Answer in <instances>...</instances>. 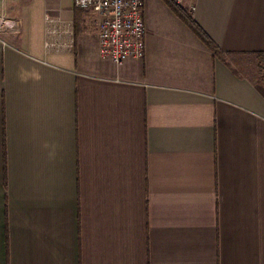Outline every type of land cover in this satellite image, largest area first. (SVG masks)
Segmentation results:
<instances>
[{"label":"crops","instance_id":"crops-1","mask_svg":"<svg viewBox=\"0 0 264 264\" xmlns=\"http://www.w3.org/2000/svg\"><path fill=\"white\" fill-rule=\"evenodd\" d=\"M143 3L115 65L95 9L0 0V264H264V0L182 6L219 55Z\"/></svg>","mask_w":264,"mask_h":264},{"label":"built area","instance_id":"built-area-1","mask_svg":"<svg viewBox=\"0 0 264 264\" xmlns=\"http://www.w3.org/2000/svg\"><path fill=\"white\" fill-rule=\"evenodd\" d=\"M171 1L178 6L188 5L191 13L196 10V0ZM74 4L78 9H95L99 14V54L103 60L121 65L145 57L143 0H74ZM46 46L50 49L55 44L47 42Z\"/></svg>","mask_w":264,"mask_h":264},{"label":"trees","instance_id":"trees-1","mask_svg":"<svg viewBox=\"0 0 264 264\" xmlns=\"http://www.w3.org/2000/svg\"><path fill=\"white\" fill-rule=\"evenodd\" d=\"M174 14L188 27L190 28L199 38L200 40L210 49L214 52V54L219 55V51L217 47L214 45V43L206 36V34L199 28V26L194 21L192 15L190 12L182 6L176 5L171 0H165ZM262 56V64L264 65V55ZM264 69V67H263Z\"/></svg>","mask_w":264,"mask_h":264}]
</instances>
